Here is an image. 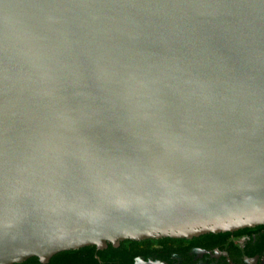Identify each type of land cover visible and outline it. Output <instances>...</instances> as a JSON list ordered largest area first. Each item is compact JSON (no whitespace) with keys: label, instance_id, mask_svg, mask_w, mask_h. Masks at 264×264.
I'll use <instances>...</instances> for the list:
<instances>
[{"label":"water","instance_id":"obj_1","mask_svg":"<svg viewBox=\"0 0 264 264\" xmlns=\"http://www.w3.org/2000/svg\"><path fill=\"white\" fill-rule=\"evenodd\" d=\"M264 224V0H0V264Z\"/></svg>","mask_w":264,"mask_h":264},{"label":"flooded vegetation","instance_id":"obj_2","mask_svg":"<svg viewBox=\"0 0 264 264\" xmlns=\"http://www.w3.org/2000/svg\"><path fill=\"white\" fill-rule=\"evenodd\" d=\"M96 250L101 251L98 262H90L89 251H79L76 258L57 256L64 250L46 263L27 259L14 264H264V224L191 238L126 239Z\"/></svg>","mask_w":264,"mask_h":264},{"label":"trees","instance_id":"obj_3","mask_svg":"<svg viewBox=\"0 0 264 264\" xmlns=\"http://www.w3.org/2000/svg\"><path fill=\"white\" fill-rule=\"evenodd\" d=\"M127 241H131V240H127ZM112 249H114V248H112ZM79 251H89L90 262H98V259L96 258V254L101 252L100 250H96L95 245H90V246H84V247H81L78 249L65 250L64 252L57 254V256H64V255L68 256L69 254H74L75 258H76ZM28 261L38 262L39 258L34 256V257L29 258Z\"/></svg>","mask_w":264,"mask_h":264}]
</instances>
